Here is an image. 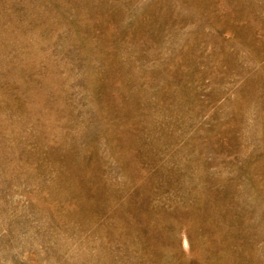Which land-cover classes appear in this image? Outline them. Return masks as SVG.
<instances>
[{
	"label": "rangeland",
	"instance_id": "1",
	"mask_svg": "<svg viewBox=\"0 0 264 264\" xmlns=\"http://www.w3.org/2000/svg\"><path fill=\"white\" fill-rule=\"evenodd\" d=\"M0 264H264V0H0Z\"/></svg>",
	"mask_w": 264,
	"mask_h": 264
}]
</instances>
